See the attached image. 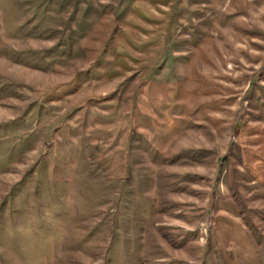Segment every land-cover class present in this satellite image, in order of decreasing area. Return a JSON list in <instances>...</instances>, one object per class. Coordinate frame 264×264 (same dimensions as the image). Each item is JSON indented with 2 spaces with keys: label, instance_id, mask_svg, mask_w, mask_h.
I'll list each match as a JSON object with an SVG mask.
<instances>
[{
  "label": "rangeland",
  "instance_id": "rangeland-1",
  "mask_svg": "<svg viewBox=\"0 0 264 264\" xmlns=\"http://www.w3.org/2000/svg\"><path fill=\"white\" fill-rule=\"evenodd\" d=\"M0 264H264V0H0Z\"/></svg>",
  "mask_w": 264,
  "mask_h": 264
}]
</instances>
